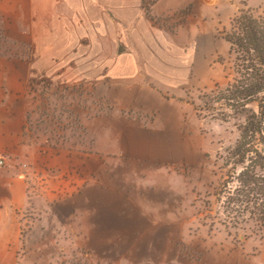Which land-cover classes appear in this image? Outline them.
Returning a JSON list of instances; mask_svg holds the SVG:
<instances>
[{
	"label": "rangeland",
	"instance_id": "1",
	"mask_svg": "<svg viewBox=\"0 0 264 264\" xmlns=\"http://www.w3.org/2000/svg\"><path fill=\"white\" fill-rule=\"evenodd\" d=\"M210 7L201 15L208 35L202 51L208 58L206 68L204 74H195L192 86L175 90L149 78L134 84L120 80L59 85L45 79L31 84L29 111L35 118L43 111L50 114L54 106L70 108L66 113L70 121L84 123L88 130L82 143L73 138L76 151L114 153L109 177L114 186L112 200L93 197L82 210L62 220L55 219L51 206L44 215L36 211L31 216L34 220L24 222V237L29 234L35 245L42 242V247L35 248V264H264V223L238 222L225 203L227 188L234 187L237 174L235 164L226 159L227 149L242 136L257 106H205L196 90L223 85L231 78L229 45L223 33L240 9L264 17V0H219ZM188 15L192 14L186 9L158 20L168 25L173 39L187 41L201 21L199 13H194V23H187ZM102 119L113 122L110 130L98 125ZM124 122L175 129L186 138L195 133L201 139L195 142L201 158L197 164L186 159L176 164L125 161L117 153L118 142L105 137V131L118 135ZM74 127L77 131L72 128L71 136L78 134V126ZM101 176L106 177L104 171ZM210 189L211 197L206 192ZM208 200L212 202L209 210Z\"/></svg>",
	"mask_w": 264,
	"mask_h": 264
},
{
	"label": "crops",
	"instance_id": "2",
	"mask_svg": "<svg viewBox=\"0 0 264 264\" xmlns=\"http://www.w3.org/2000/svg\"><path fill=\"white\" fill-rule=\"evenodd\" d=\"M148 1L0 0V30L11 44V52L0 54V158L5 159L0 165V264H35V248L42 242L35 245L29 234L24 237L23 225L34 220L36 211H43L42 216L52 206L55 219L62 220L93 197L109 198L114 189L109 179L114 153L68 151L25 141L31 84L42 79L59 85L120 80L134 84L149 78L177 90L192 86L195 74L206 68L208 58L202 51L208 35L201 15L219 0H157L150 6L151 15L145 8ZM186 9L199 13L201 21L189 40L177 41L158 18ZM192 15L187 23H194ZM98 123L103 129L113 126L110 120ZM123 125L118 135L105 131V137L118 142L117 153L132 164H176L184 159L197 164L201 158V149L195 147L201 139L195 133L186 138L175 129Z\"/></svg>",
	"mask_w": 264,
	"mask_h": 264
},
{
	"label": "trees",
	"instance_id": "3",
	"mask_svg": "<svg viewBox=\"0 0 264 264\" xmlns=\"http://www.w3.org/2000/svg\"><path fill=\"white\" fill-rule=\"evenodd\" d=\"M153 3L155 0H150L145 7L149 15ZM222 38L229 45L228 58L232 76L223 85L216 84L214 88L205 87L196 90L201 93L198 98L205 106L216 103L236 108L246 107L249 104L257 106V112L249 117L242 128V136L232 148L227 149L226 159L228 163L235 164L237 174L232 176L234 187L227 188L225 203L228 205V212H230L228 209H231L236 213L238 222L242 219L245 224L249 221L262 224L264 223V17L254 15L249 9H240L231 19ZM10 47V40L0 30V48L5 49L0 54L11 52ZM187 95H189L188 90ZM70 111L67 107L54 106L50 114L43 111L44 114L39 118H35L37 116L34 112L27 111L26 125L23 128L24 138L29 140L27 142L34 141L42 147L53 146L62 150H76L73 138H77V141L82 143L81 140L88 134V130L84 123L73 124L70 121L66 114ZM74 125L78 126V134L71 136L70 132L75 128ZM75 130L77 131L76 128ZM211 185L212 182L209 184L210 188ZM206 192L210 197L212 196L211 189ZM222 194L224 196L223 191ZM211 205V200H208L206 209L209 210ZM244 214L248 215L247 219L241 217Z\"/></svg>",
	"mask_w": 264,
	"mask_h": 264
},
{
	"label": "built area",
	"instance_id": "4",
	"mask_svg": "<svg viewBox=\"0 0 264 264\" xmlns=\"http://www.w3.org/2000/svg\"><path fill=\"white\" fill-rule=\"evenodd\" d=\"M5 164V159L4 158H0V165H4Z\"/></svg>",
	"mask_w": 264,
	"mask_h": 264
}]
</instances>
